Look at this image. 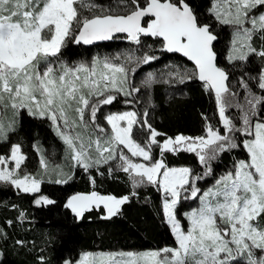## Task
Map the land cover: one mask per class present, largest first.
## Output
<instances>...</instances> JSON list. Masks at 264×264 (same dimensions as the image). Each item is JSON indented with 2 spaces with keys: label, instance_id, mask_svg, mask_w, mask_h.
I'll return each mask as SVG.
<instances>
[{
  "label": "snow or ice",
  "instance_id": "1",
  "mask_svg": "<svg viewBox=\"0 0 264 264\" xmlns=\"http://www.w3.org/2000/svg\"><path fill=\"white\" fill-rule=\"evenodd\" d=\"M261 9L264 0H210V15L233 29L229 62H245L252 56L264 60V46L258 49L253 45L256 36L264 40ZM121 35L135 45L142 44V37L157 38L163 50L180 53L192 62L194 71H176L169 76L181 83L198 79L213 92L220 126L206 122L203 135L169 137L152 126L145 109L142 114H108L104 119L110 131L101 127L96 122L101 106L112 104L117 94L133 97L140 92L128 80L127 64H147L157 57L147 52L141 57L128 53L122 60L117 54L70 66L59 60V54L69 39L91 45ZM215 42L218 34L214 26L203 22L189 0H117L115 6L107 8L93 0H0V143L9 142L20 111L26 110L31 116L52 122L72 162L65 172L41 154V171L21 176L28 158L22 146L14 143L9 155H0V182L19 192L36 194L41 192L45 177L54 174L53 183L67 184L79 167L95 185L91 170L103 176L100 169L108 166L111 174L115 163V169L129 177L133 189L148 184L163 194L161 213L175 246L145 253L108 254L107 258L85 253L75 264H264V119L256 118L264 116V95L254 92L241 77L245 95L243 103L236 100L239 93L229 86L228 72L217 64ZM255 79L264 92V69ZM153 82L155 75L149 73L142 83L147 87ZM233 107L240 110L239 126L227 114ZM90 125L99 133L95 138L87 131ZM137 128L147 133L143 143L134 138L139 134ZM237 135L249 137L242 142L248 159L236 162L201 194L198 181L213 173L212 162L221 153L241 146ZM154 147L159 158L153 155ZM181 152L197 157L204 168L202 175L187 166L169 167L165 163V153ZM136 195L133 190L118 198L93 190L71 195L63 207L77 220L101 208L106 210L102 218L111 219ZM188 199H198L199 207L182 214L188 221L185 228L178 205ZM34 203L47 206L56 201L40 195ZM40 264H46L42 256Z\"/></svg>",
  "mask_w": 264,
  "mask_h": 264
},
{
  "label": "trees",
  "instance_id": "2",
  "mask_svg": "<svg viewBox=\"0 0 264 264\" xmlns=\"http://www.w3.org/2000/svg\"><path fill=\"white\" fill-rule=\"evenodd\" d=\"M93 2L107 8L115 6L117 0H93ZM189 3L203 22L213 25L214 32L218 34V42H215L214 47L217 51V63L229 73V86L239 93L236 100L243 103L245 95L240 87L241 77L249 82L254 92L264 95V92L257 87V79H255L261 69H264V60L252 56L245 62H229L227 55L232 38V27L219 24L210 15L208 12L210 0H189ZM126 42L128 40L125 37H119L110 42L87 47L69 39L59 54V60L67 64L76 61L88 62L96 53H112L124 49ZM142 45L146 47L143 54L147 52L157 57L154 61L142 64V67L158 72L161 67L163 74L160 72L159 76L165 80L158 79L150 87L138 86L140 92L134 94L132 98L117 94V101L110 106V110L121 111L130 107L142 114L147 109L148 120L152 126L169 137H175L177 134L192 137L203 135L206 122L219 127L213 92L207 90L197 79L185 80L181 83L177 78L165 74V71L172 70L169 65L186 67L191 64L177 54L165 52L157 38L142 37ZM149 45L151 48L148 47ZM253 45L259 49L264 46V40L256 36ZM133 68H135L134 72L131 71ZM140 68L141 66L137 67V65L130 68L129 81L133 86H135L133 77ZM126 100L133 102L128 104ZM227 112L234 115L231 118L239 126L240 110L233 107ZM256 118L264 119V116L258 115ZM135 131L139 134L134 138L143 143L147 133L140 131L139 128ZM246 137L237 135V142L241 146L221 153L219 158L212 162L213 173L199 182L206 180L213 183L216 176L232 170L239 159H248L242 145ZM163 138L159 139L163 140ZM15 142H20L28 158L22 166L21 176L25 172L34 174L39 169V154L35 149V143H41L48 154L49 148L54 145L58 148L59 154L62 153L60 150L63 147L62 142L51 128L49 119L31 116L25 110L21 113L19 127L10 134L9 142L0 143V155H9L10 146ZM153 155L159 158V150L155 147ZM164 160L169 167L188 166L194 173L202 175L204 172L203 166L199 164L194 154L165 153ZM111 166L114 169L111 174L107 171L108 166L101 167L103 176L91 170V175L96 180L95 185L90 183L89 174L77 167L69 183L58 185L45 181L41 186V192L36 194H25L0 182V264H40L41 256L44 257L46 264H64L66 260L71 263L77 261L86 251L145 250L175 246L174 237L169 226L164 223L161 213L162 192L148 184L133 189L129 177L122 171L116 170L115 163ZM206 187L201 189L204 190ZM93 190L105 195H115L118 198L133 190L137 195L130 203L121 207L118 216L111 219L102 218L106 210L101 208L86 213L83 219L77 220L63 207L71 195L89 193ZM40 195L47 196L56 203L37 206L34 200ZM194 205L196 201L192 199L182 200L178 205V216L182 217L184 222L187 220L182 214Z\"/></svg>",
  "mask_w": 264,
  "mask_h": 264
},
{
  "label": "rangeland",
  "instance_id": "3",
  "mask_svg": "<svg viewBox=\"0 0 264 264\" xmlns=\"http://www.w3.org/2000/svg\"><path fill=\"white\" fill-rule=\"evenodd\" d=\"M98 5V4H97ZM100 6V5H99ZM102 6V5H101ZM261 11H264V9H261ZM86 15H87V13H85ZM120 37H124V36H120ZM232 39V38H231ZM127 45H129V46H127ZM125 47H124V49H122V50H119V51H115V52H112V53H96V54H94L93 56H92V58L88 61V62H82V61H76L75 63H68V65H70V66H76V65H78V64H80V63H87V64H91V62H92V60H93V58L94 57H100V58H104V57H109V58H112V57H115L117 54H120L121 55V59L123 60V55L124 54H128V53H131V54H133L134 56H136V57H141V56H143V52L146 50V47L144 48V46L141 44V45H135L134 43L133 44H131L130 43V41H128V42H126V44L124 45ZM230 47H231V42H230ZM230 47H229V50H230ZM228 54H229V51H228ZM228 56V55H227ZM190 63V62H189ZM191 64V63H190ZM134 65H137V67H139V66H141V68H140V70L138 71V72H136V74L134 75V82H135V86L134 87H137L138 88V86H144V84L142 83L143 81H145V80H147V78H148V74L149 73H153L154 75H155V81H157L158 79H162L163 81L165 80V78H161L159 75H160V72H161V74H163V71H162V69H161V67H160V70H159V72L158 71H155V70H153V69H146L145 67H142V64H140V65H138V64H136L135 62H132V63H129V64H127V67L129 68V75H128V80H129V77H130V68H131V66H134ZM192 65V64H191ZM188 65V66H181V65H174V67H172L171 65H169L171 68H172V70H168V71H165V74H168L169 75V73H174V72H176V71H180L181 73H183L185 70H187V71H189V72H191V71H194V66L192 65ZM180 66H181V68H180ZM170 77H174V78H176L175 76H170ZM130 82V81H129ZM155 82H153V83H151L149 86H147V87H150V86H152L153 84H154ZM145 87V86H144ZM122 95V94H121ZM125 97V96H124ZM126 98H132V97H126ZM117 101V99L114 101V102H116ZM113 102V103H114ZM112 103V104H113ZM112 104H110V105H103V106H101V109H100V111L97 113V123L101 126V127H103V128H105L106 129V131H110V125H108L107 124V121L104 119V117H106L108 114H111V113H122V112H125V111H135L133 108L131 109L130 107H128V108H126V109H124V110H121V111H111L110 110V106L112 105ZM22 111H24V110H21L20 111V115H19V117L17 118V124H16V129L19 127V124H20V120H21V113H22ZM26 111V110H25ZM11 110H9L8 111V117L10 118L11 117ZM227 114L230 116V117H234V115L233 114H231V113H228L227 112ZM74 115V114H73ZM236 118V117H235ZM85 119L87 120L88 119V114L86 113V116H85ZM50 121V120H49ZM50 123H51V128L53 129V131H54V133L57 135V133H56V131H55V128H54V126H53V124H52V122L50 121ZM87 131L89 132V133H91V135L92 136H94L93 138H95L99 133L98 132H96V131H94L93 129H92V127H91V125L89 126V128L87 129ZM58 136V135H57ZM58 138L60 139V137L58 136ZM245 139H249V137H246ZM244 139V140H245ZM61 140V139H60ZM61 142H62V145H63V147H61V151H62V153H60L59 154V151H58V148H56V146L54 145V146H52V147H50L49 148V154L47 153V150H46V148L41 144V143H35V149L37 150V149H39V151L37 150V152H38V154H39V159H40V155L41 154H43L46 158H47V160L49 161V163L51 164V165H59L61 168H63V170L65 171V172H68L69 170H70V168H71V161H70V159L68 158V155H67V153H66V146H65V144L63 143V141L61 140ZM15 143H19L20 144V142H15ZM14 144V143H13ZM21 145V144H20ZM22 146V145H21ZM22 152L26 155V153L24 152V150H23V147H22ZM27 156V155H26ZM134 159H136L137 160V162H140V158H134ZM239 160H247V159H239ZM238 160V161H239ZM237 161V162H238ZM8 167L9 168H11V167H13V165L12 164H9L8 165ZM171 167H181V166H171ZM188 167V166H187ZM77 168V167H76ZM75 168V169H76ZM189 168H191V167H189ZM75 169H74V171H75ZM192 169V168H191ZM41 171V167H40V165H39V169H38V171H36V172H34V174L33 175H35V174H37L38 172H40ZM72 174H73V172H72ZM222 175H220V176H216L215 177V179H214V182L213 183H211L210 181H206V180H204L202 183H200L199 181H198V184H197V186L201 189V188H203V187H206L208 184V186L206 187V189H201L202 191H201V194L204 192V191H206L207 189H209V188H211L214 184H215V181L218 179V178H220ZM56 179V176L53 174L52 176H50V177H45L44 178V182L45 181H51V182H53L54 180ZM211 183V184H210ZM43 184V183H42ZM42 184H41V186H42ZM192 200H194V199H192ZM195 201H196V205H194L193 207H191L190 209H188L186 212H189V211H191L192 209H194V208H198L199 207V200L198 199H195ZM185 212V213H186ZM181 220H182V224L183 225H185V228L188 226V221L187 222H184V220H183V218L182 217H179ZM163 248V247H162ZM161 249V248H160ZM151 250H158V249H145V250H126V251H122V250H113V251H103V250H97V251H86V252H84V253H82V255L81 256H83L85 253H92V254H102V255H104L106 258H107V256H108V254H117V253H129V252H131V253H145V252H148V251H151ZM257 255H260V253L258 252L257 253ZM0 257H1V254H0ZM81 258V257H80ZM79 258V259H80ZM76 262V261H75ZM75 262H70V264H75Z\"/></svg>",
  "mask_w": 264,
  "mask_h": 264
},
{
  "label": "water",
  "instance_id": "4",
  "mask_svg": "<svg viewBox=\"0 0 264 264\" xmlns=\"http://www.w3.org/2000/svg\"><path fill=\"white\" fill-rule=\"evenodd\" d=\"M121 36H123V35H121ZM110 41H112V40H110ZM110 41H97V42H94L93 44H91V45H84V44H82V45H84V46H87V47H94V46H96V45H98V44H102V43H105V42H110ZM165 51V50H164ZM165 52H167V51H165ZM167 53H171V52H167ZM171 54H177V55H179V56H181L182 58H184V59H186L188 62H190L186 57H184L182 54H180V53H171ZM192 65H193V63L192 62H190ZM218 64V63H217ZM194 66V65H193ZM219 66V65H218ZM219 67H221V66H219ZM222 68V67H221ZM224 69V68H223ZM229 74V73H228ZM198 80V79H197ZM199 81V80H198ZM201 82V81H200ZM228 83H229V81H228Z\"/></svg>",
  "mask_w": 264,
  "mask_h": 264
},
{
  "label": "bare ground",
  "instance_id": "5",
  "mask_svg": "<svg viewBox=\"0 0 264 264\" xmlns=\"http://www.w3.org/2000/svg\"><path fill=\"white\" fill-rule=\"evenodd\" d=\"M259 47V46H258ZM85 251V250H84Z\"/></svg>",
  "mask_w": 264,
  "mask_h": 264
}]
</instances>
